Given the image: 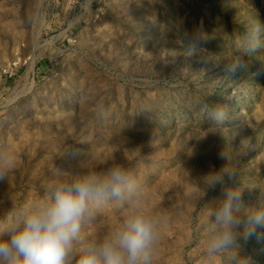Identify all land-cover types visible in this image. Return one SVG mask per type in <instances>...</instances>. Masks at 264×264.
<instances>
[{"label": "rangeland", "instance_id": "1", "mask_svg": "<svg viewBox=\"0 0 264 264\" xmlns=\"http://www.w3.org/2000/svg\"><path fill=\"white\" fill-rule=\"evenodd\" d=\"M259 21L264 0H0V68L22 58L0 82V225L61 174L119 164L140 198L102 206L77 251L141 208L160 222L152 264H224L205 252L223 185L204 176L224 151L243 203L264 191V33L255 54L245 46ZM208 98L223 125H210ZM239 245L264 264V228Z\"/></svg>", "mask_w": 264, "mask_h": 264}, {"label": "clouds", "instance_id": "2", "mask_svg": "<svg viewBox=\"0 0 264 264\" xmlns=\"http://www.w3.org/2000/svg\"><path fill=\"white\" fill-rule=\"evenodd\" d=\"M262 33L264 23L259 21L246 39L249 53L255 54L261 47ZM201 104L210 125L220 126L228 119L222 105L209 98ZM222 158L225 165L204 176H211L206 188L223 185L222 197L209 213L205 252L209 258H223L224 264H250L240 255L239 240L264 228V191L256 205H245L236 170L229 167L231 158L224 151ZM10 167V162L0 161V183L7 182ZM61 175L68 178L47 183L38 199L18 208L6 226L0 225V264H152L160 222L141 208L130 211L102 238L89 240L78 251L75 247L83 225L93 221L102 206L112 202L126 207L140 198L141 186L131 172L116 164L103 171Z\"/></svg>", "mask_w": 264, "mask_h": 264}, {"label": "built area", "instance_id": "3", "mask_svg": "<svg viewBox=\"0 0 264 264\" xmlns=\"http://www.w3.org/2000/svg\"><path fill=\"white\" fill-rule=\"evenodd\" d=\"M22 67V58H17L12 62L2 66L0 68V82L4 81V85L7 86V82L14 79L19 70Z\"/></svg>", "mask_w": 264, "mask_h": 264}]
</instances>
